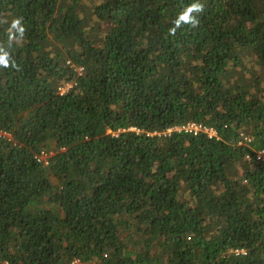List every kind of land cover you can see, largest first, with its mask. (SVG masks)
<instances>
[{
  "label": "trees",
  "instance_id": "16d2710c",
  "mask_svg": "<svg viewBox=\"0 0 264 264\" xmlns=\"http://www.w3.org/2000/svg\"><path fill=\"white\" fill-rule=\"evenodd\" d=\"M0 57V264H264V0H0Z\"/></svg>",
  "mask_w": 264,
  "mask_h": 264
},
{
  "label": "built area",
  "instance_id": "2783aa9c",
  "mask_svg": "<svg viewBox=\"0 0 264 264\" xmlns=\"http://www.w3.org/2000/svg\"><path fill=\"white\" fill-rule=\"evenodd\" d=\"M174 129H176L178 131L183 130L186 133H193V134H196L197 132H204L209 137H212V136L216 135L214 130L201 127V125H197V124H194V123L187 124L186 126H182L180 128L175 127ZM170 131L171 130H168L167 132H170ZM2 135L6 136L5 134H1L0 133V136H2ZM256 160L257 161H264V152L263 151H259L257 153ZM70 264H81V262L78 259H74Z\"/></svg>",
  "mask_w": 264,
  "mask_h": 264
},
{
  "label": "clouds",
  "instance_id": "9594fccd",
  "mask_svg": "<svg viewBox=\"0 0 264 264\" xmlns=\"http://www.w3.org/2000/svg\"><path fill=\"white\" fill-rule=\"evenodd\" d=\"M202 6H194V9L195 10H201ZM193 9H189L188 11H192ZM181 20H183L185 23H192L193 25H195V23H197L195 20H193L190 15L188 14V12H185L184 14L181 15L180 17ZM19 24H20V21L19 20H15L12 24V27L14 28H18L19 27ZM21 32L23 31V29H19ZM175 30L172 29L171 30V33L174 34ZM0 65H4V66H7V61L3 58V57H0Z\"/></svg>",
  "mask_w": 264,
  "mask_h": 264
}]
</instances>
